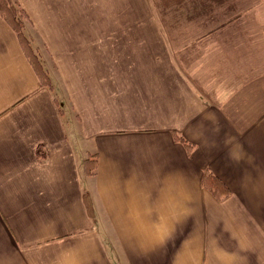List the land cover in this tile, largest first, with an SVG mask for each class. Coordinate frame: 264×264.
<instances>
[{
  "label": "crops",
  "instance_id": "obj_1",
  "mask_svg": "<svg viewBox=\"0 0 264 264\" xmlns=\"http://www.w3.org/2000/svg\"><path fill=\"white\" fill-rule=\"evenodd\" d=\"M19 2L97 21L43 86L0 15V264H264V0Z\"/></svg>",
  "mask_w": 264,
  "mask_h": 264
},
{
  "label": "rangeland",
  "instance_id": "obj_2",
  "mask_svg": "<svg viewBox=\"0 0 264 264\" xmlns=\"http://www.w3.org/2000/svg\"><path fill=\"white\" fill-rule=\"evenodd\" d=\"M253 1V0H252ZM10 2H15L18 5L19 12L18 14L23 15L22 17V23L23 31L26 36V39L31 43L32 48L36 54H38L39 60L44 64V67L46 68V71L50 70H57L56 67L53 66V68L50 65L49 62V54H48V48H46L45 41H50L51 39L56 40H62L67 38V31L66 29L69 28V35L72 38H80L82 37L81 31H79L80 27L79 25L82 22H94L97 21V15L96 16H90L88 19H86V16L83 15H53V16H47L44 15L43 19L41 15H29L28 12L25 10V8L21 5L19 0H10ZM258 6V5H256ZM39 19H34V18ZM88 17V16H87ZM43 53V56L46 57V60L48 61V65L50 68H47L46 64L43 61V57L41 55V52Z\"/></svg>",
  "mask_w": 264,
  "mask_h": 264
},
{
  "label": "trees",
  "instance_id": "obj_3",
  "mask_svg": "<svg viewBox=\"0 0 264 264\" xmlns=\"http://www.w3.org/2000/svg\"><path fill=\"white\" fill-rule=\"evenodd\" d=\"M21 11L18 8L17 3L10 2V0H0V15L5 20L6 23L13 29L16 33L20 45L28 58L30 64L34 68L36 74L38 75L43 86H50L51 80L48 75V71L44 67V64L39 60L38 54L34 52L31 43L26 39L23 31L24 24L22 23L23 15L18 13ZM176 141L183 143L188 151L192 149V144L187 142L182 136L178 134L174 135ZM95 162L90 160L86 161L87 169H94ZM204 188H206L210 193L214 195L217 200H223L230 195V189L224 184V182L210 170H206L203 175L202 180Z\"/></svg>",
  "mask_w": 264,
  "mask_h": 264
}]
</instances>
